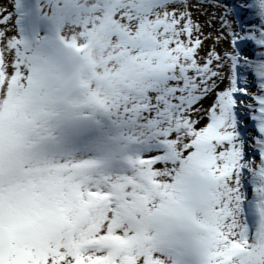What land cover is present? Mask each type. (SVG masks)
<instances>
[{
  "label": "snow or ice",
  "instance_id": "obj_1",
  "mask_svg": "<svg viewBox=\"0 0 264 264\" xmlns=\"http://www.w3.org/2000/svg\"><path fill=\"white\" fill-rule=\"evenodd\" d=\"M0 264H264V0L0 3Z\"/></svg>",
  "mask_w": 264,
  "mask_h": 264
},
{
  "label": "bare ground",
  "instance_id": "obj_2",
  "mask_svg": "<svg viewBox=\"0 0 264 264\" xmlns=\"http://www.w3.org/2000/svg\"><path fill=\"white\" fill-rule=\"evenodd\" d=\"M0 3L7 4V3H9V0H0Z\"/></svg>",
  "mask_w": 264,
  "mask_h": 264
}]
</instances>
